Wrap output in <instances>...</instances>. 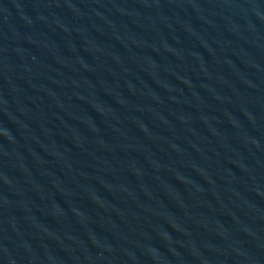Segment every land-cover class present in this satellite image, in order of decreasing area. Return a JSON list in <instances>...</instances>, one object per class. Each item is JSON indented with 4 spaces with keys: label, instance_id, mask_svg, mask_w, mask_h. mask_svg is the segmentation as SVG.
<instances>
[{
    "label": "water",
    "instance_id": "1",
    "mask_svg": "<svg viewBox=\"0 0 264 264\" xmlns=\"http://www.w3.org/2000/svg\"><path fill=\"white\" fill-rule=\"evenodd\" d=\"M0 264H264V0H0Z\"/></svg>",
    "mask_w": 264,
    "mask_h": 264
}]
</instances>
